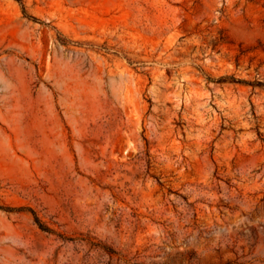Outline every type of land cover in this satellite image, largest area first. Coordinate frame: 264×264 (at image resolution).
Returning a JSON list of instances; mask_svg holds the SVG:
<instances>
[{
	"label": "rangeland",
	"instance_id": "374dc122",
	"mask_svg": "<svg viewBox=\"0 0 264 264\" xmlns=\"http://www.w3.org/2000/svg\"><path fill=\"white\" fill-rule=\"evenodd\" d=\"M258 83L264 0H0V264H264Z\"/></svg>",
	"mask_w": 264,
	"mask_h": 264
},
{
	"label": "trees",
	"instance_id": "16d2710c",
	"mask_svg": "<svg viewBox=\"0 0 264 264\" xmlns=\"http://www.w3.org/2000/svg\"><path fill=\"white\" fill-rule=\"evenodd\" d=\"M18 1H21V0H18ZM258 85H259V86H264V84H262V83H258ZM37 222H38V221H37ZM39 225H40V223H39ZM40 226H41V228H43L42 225H40ZM43 230H44V229H43Z\"/></svg>",
	"mask_w": 264,
	"mask_h": 264
}]
</instances>
